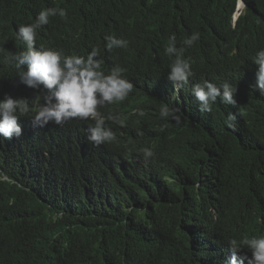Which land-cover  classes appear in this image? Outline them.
Wrapping results in <instances>:
<instances>
[{
    "label": "trees",
    "instance_id": "1",
    "mask_svg": "<svg viewBox=\"0 0 264 264\" xmlns=\"http://www.w3.org/2000/svg\"><path fill=\"white\" fill-rule=\"evenodd\" d=\"M238 1L0 0L4 92H32L4 56L26 50L19 25L57 7L67 20L50 17L36 46L85 57L97 48L105 73L118 64L134 85L100 109L125 119L106 121L112 143L91 142L94 121L81 119L51 138L0 137V264H225L230 239L264 235V96L253 62L264 48V0H242L234 20ZM193 32L200 39L184 57L194 75L177 90L165 48ZM106 35L128 47L109 52ZM203 81L237 86V104L218 99L201 113L192 86ZM161 106L179 108L181 122L161 118Z\"/></svg>",
    "mask_w": 264,
    "mask_h": 264
},
{
    "label": "clouds",
    "instance_id": "2",
    "mask_svg": "<svg viewBox=\"0 0 264 264\" xmlns=\"http://www.w3.org/2000/svg\"><path fill=\"white\" fill-rule=\"evenodd\" d=\"M244 6L242 0L237 3L234 20ZM59 16L67 20V11L64 8H48L41 10L34 23L21 24L16 37L26 44V50L19 53L7 52L4 59L17 72L18 83L22 88H31L32 92L20 94L4 92L0 82V137L12 140L19 138L23 132L30 131L34 136L45 135L51 138L55 126H64L73 119L94 121V126L87 129L88 139L95 145L109 144L116 141L111 128L106 121L124 125L125 119L121 115L109 114L105 117L100 109L125 101L133 91L134 85L125 75V69L118 64L106 74L103 70L104 60L100 52L93 48L87 56L66 55L60 49H46L42 45L37 47V33L43 26L49 24V18ZM200 39L198 32H193L177 47L176 37H170V43L165 48V54L173 58L168 72V79L175 89L179 90L189 84V78L194 75L190 57L185 58L187 47H192ZM106 49L110 52L114 48H127L128 41L117 38L115 35H106ZM24 50V49H21ZM20 51V50H19ZM253 62L258 65L254 91L264 96V48L257 50ZM237 86L224 82L220 86L203 81L192 86V94L199 103L201 113L211 112L212 105L219 101L225 105L235 106L237 101L234 95ZM181 110L161 106L159 115L163 119L171 118L181 122ZM143 116L144 112L139 111ZM235 116L228 115L226 123L231 126ZM142 134V133H141ZM147 160L154 156L150 148L141 149ZM231 257L225 264H264V235L259 237L235 238L228 241ZM247 249V254L240 253Z\"/></svg>",
    "mask_w": 264,
    "mask_h": 264
},
{
    "label": "bare ground",
    "instance_id": "3",
    "mask_svg": "<svg viewBox=\"0 0 264 264\" xmlns=\"http://www.w3.org/2000/svg\"><path fill=\"white\" fill-rule=\"evenodd\" d=\"M229 82V81H228ZM224 83V82H223Z\"/></svg>",
    "mask_w": 264,
    "mask_h": 264
}]
</instances>
